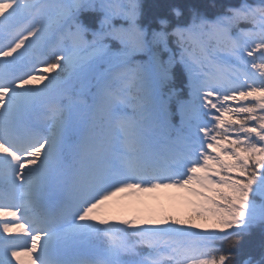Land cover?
<instances>
[{"label":"snow or ice","instance_id":"obj_1","mask_svg":"<svg viewBox=\"0 0 264 264\" xmlns=\"http://www.w3.org/2000/svg\"><path fill=\"white\" fill-rule=\"evenodd\" d=\"M140 16L0 0V264H234L264 225V3Z\"/></svg>","mask_w":264,"mask_h":264},{"label":"trees","instance_id":"obj_2","mask_svg":"<svg viewBox=\"0 0 264 264\" xmlns=\"http://www.w3.org/2000/svg\"><path fill=\"white\" fill-rule=\"evenodd\" d=\"M139 3L141 10L139 23L151 31L159 29L161 20L168 21L171 26H186L194 17L214 20L225 14L229 7H238L242 3L258 6L264 3V0H139ZM173 9H179L181 15L175 16ZM102 16L100 12L81 11L79 13V21L88 29L86 39H91V33L99 30ZM169 43L171 47H176L173 40L170 39ZM112 47L116 48L118 45L112 42ZM5 222H12V220L10 217L0 218V231ZM221 247L224 248V245ZM232 252L235 256L234 264H245V261L249 259L253 264H264V225L256 226L251 229L250 234L243 235L239 245L232 249ZM13 264H15L14 261Z\"/></svg>","mask_w":264,"mask_h":264},{"label":"clouds","instance_id":"obj_3","mask_svg":"<svg viewBox=\"0 0 264 264\" xmlns=\"http://www.w3.org/2000/svg\"><path fill=\"white\" fill-rule=\"evenodd\" d=\"M180 12L179 9H173V14L176 16V14ZM163 23H167V21H163Z\"/></svg>","mask_w":264,"mask_h":264}]
</instances>
